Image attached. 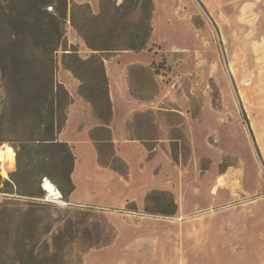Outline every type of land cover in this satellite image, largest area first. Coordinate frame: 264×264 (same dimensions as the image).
<instances>
[{
	"label": "rangeland",
	"instance_id": "374dc122",
	"mask_svg": "<svg viewBox=\"0 0 264 264\" xmlns=\"http://www.w3.org/2000/svg\"><path fill=\"white\" fill-rule=\"evenodd\" d=\"M74 1L100 14L106 42L118 46L142 16L113 0ZM152 3L145 48L102 53L109 115L100 73L65 68V44L81 59L92 51L64 26L65 44L52 54L69 95H58L57 138L74 156V189L63 196L59 151L29 163L19 139L34 113L15 89L6 101L3 85L12 34L30 69L42 71L51 54L40 53L31 28L15 26L32 4L0 0V264H264V0ZM39 186L43 197L34 196ZM33 202L38 210L25 211Z\"/></svg>",
	"mask_w": 264,
	"mask_h": 264
},
{
	"label": "trees",
	"instance_id": "16d2710c",
	"mask_svg": "<svg viewBox=\"0 0 264 264\" xmlns=\"http://www.w3.org/2000/svg\"><path fill=\"white\" fill-rule=\"evenodd\" d=\"M19 1H28L30 5H32L21 15V17H19L21 20L19 23L15 22V26L17 27L18 25H21L23 27L31 28L39 43L38 49L40 53H43L44 49L48 48L51 57L49 63L42 62V71H38L36 68L30 69V67L23 64L22 60L23 58L27 59V56L24 53L22 55L20 48L18 47V44L24 40L21 39L18 41L19 35L17 33L12 34L15 42H7V45L6 42L3 43V50H7V47L9 46H14L16 47L14 51L17 50L15 54H12L10 60L6 55L5 57L3 55V85L7 95L6 101H10V93L15 89V92L24 99L22 105L26 107L27 111L34 113V118L31 124L32 128L29 135L19 139V148H23L27 157L30 159V164L33 163L34 159H38L40 163H43L46 157H49L47 156L49 150L56 149L59 151L57 158L60 160L59 166L63 171L62 181L67 185L68 189H65L64 186L61 185L59 188L63 196H67L74 189L70 176L74 163V156L67 143L60 141L57 138L58 129L63 125L62 121L58 123L57 114L64 107L58 101V95L61 92H64L67 97L69 95L63 84L55 79V61L52 56L59 46L65 44L64 26L67 20H69L71 26L82 36L87 47L92 51L88 58L81 59L75 48H67L65 44V48L63 49L66 51L63 52L62 56L65 68L77 75V69L72 64L77 62L80 64H89V66L93 67L100 73L98 82L102 87L101 100L104 103L106 114L109 115L111 112L110 99L102 53L112 52L119 49L138 51L145 48L151 34L150 16L153 9V3L152 0H122L120 3L113 0L116 10L124 8L126 4L142 10V16L138 25L126 33L127 43L123 46H118L106 42L104 38L105 33H103L98 27L100 14L93 13L88 2L78 3L74 0ZM69 3H71L70 8H68ZM46 6H51V9L48 10ZM109 34L112 36H118L121 33L111 29ZM20 35L24 36V33ZM22 65L24 67H22ZM241 113L243 122L251 132L249 121L243 107L241 108ZM18 156L19 152H17V158ZM40 175L48 176L49 174L40 172ZM55 180L57 183L59 182V180ZM14 181L16 183V178ZM4 182L6 184L9 183L7 180H4L3 183ZM34 196L43 197V190L40 186L39 191L35 192ZM38 207V203H28L25 211L36 212ZM5 210L6 209L3 208V214ZM29 253L28 257H32L33 259L38 256L33 249H31Z\"/></svg>",
	"mask_w": 264,
	"mask_h": 264
},
{
	"label": "bare ground",
	"instance_id": "6f19581e",
	"mask_svg": "<svg viewBox=\"0 0 264 264\" xmlns=\"http://www.w3.org/2000/svg\"><path fill=\"white\" fill-rule=\"evenodd\" d=\"M12 154H13V151H12V150H9V149H6V150H5V156L7 157V159H8L10 162L13 161V156H12ZM42 185H43V188L46 190L47 193H49V194H51V195H54V197H55L56 199H59V200H60V198H61V193H60V191H59V190H56V189L54 188V186L51 184V182L48 181V179L43 180ZM51 195H50V196H51Z\"/></svg>",
	"mask_w": 264,
	"mask_h": 264
},
{
	"label": "crops",
	"instance_id": "0c3cea01",
	"mask_svg": "<svg viewBox=\"0 0 264 264\" xmlns=\"http://www.w3.org/2000/svg\"><path fill=\"white\" fill-rule=\"evenodd\" d=\"M117 1V3H119L120 1L119 0H116Z\"/></svg>",
	"mask_w": 264,
	"mask_h": 264
}]
</instances>
